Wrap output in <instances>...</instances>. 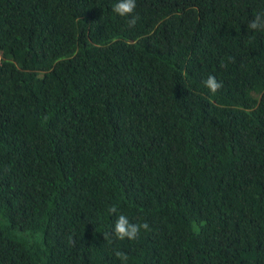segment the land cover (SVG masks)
Segmentation results:
<instances>
[{
  "label": "trees",
  "instance_id": "1",
  "mask_svg": "<svg viewBox=\"0 0 264 264\" xmlns=\"http://www.w3.org/2000/svg\"><path fill=\"white\" fill-rule=\"evenodd\" d=\"M116 2L0 0V264H264V0Z\"/></svg>",
  "mask_w": 264,
  "mask_h": 264
},
{
  "label": "clouds",
  "instance_id": "2",
  "mask_svg": "<svg viewBox=\"0 0 264 264\" xmlns=\"http://www.w3.org/2000/svg\"><path fill=\"white\" fill-rule=\"evenodd\" d=\"M137 8V0H117V2L112 6V11L119 17L129 18V27H134L138 16L135 14ZM248 29L253 32L264 31V11L257 12L253 18L248 23ZM223 66V65H222ZM205 87L213 94L217 93L223 88L222 82H218L214 75H209L204 81ZM47 120V117H44ZM107 211L110 214H117L118 209L115 205L110 206ZM150 231V226L148 223H132L126 215L119 214L114 225V229L111 232L103 233L105 240L112 238L117 240H136L141 230ZM117 258L121 261V264H126L128 257L125 253L116 252Z\"/></svg>",
  "mask_w": 264,
  "mask_h": 264
}]
</instances>
